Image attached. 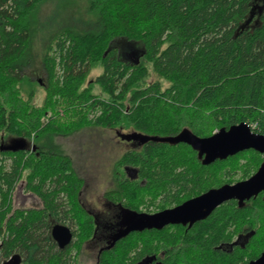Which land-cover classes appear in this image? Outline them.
Here are the masks:
<instances>
[{
    "label": "trees",
    "instance_id": "1",
    "mask_svg": "<svg viewBox=\"0 0 264 264\" xmlns=\"http://www.w3.org/2000/svg\"><path fill=\"white\" fill-rule=\"evenodd\" d=\"M47 1L0 0V264H70L73 249L76 259L95 241L97 216L80 199L85 180L52 146L57 137L89 127L209 137L243 122L264 135V0H87L94 23L52 40L43 84L26 73V53L32 16ZM119 42L140 46L137 56L126 59ZM96 66L102 73L89 82ZM261 161L247 150L204 165L186 143L150 139L117 159L103 198L131 214L154 206L161 190L171 196L164 206L179 204L248 179ZM20 181L41 208L13 207ZM55 224L73 232L65 249L51 236ZM111 225L93 264H248L264 251V193L230 200L191 227L125 230L107 243Z\"/></svg>",
    "mask_w": 264,
    "mask_h": 264
},
{
    "label": "rangeland",
    "instance_id": "2",
    "mask_svg": "<svg viewBox=\"0 0 264 264\" xmlns=\"http://www.w3.org/2000/svg\"><path fill=\"white\" fill-rule=\"evenodd\" d=\"M263 5L264 3L260 1L259 6L262 7ZM94 20V15L87 11V0H48L42 4L32 16L31 44L26 53L30 66L27 67L26 73L35 80H41L44 84L46 80L43 70V55L48 45L58 33L66 29L83 32L92 26ZM118 46L128 60L137 56L140 49L138 45L124 42H119ZM101 73V66L94 67L90 72L88 81H94ZM35 88L36 95L33 103L42 105L45 92L41 87ZM94 90L99 92V87L96 84H94ZM59 112L62 116L63 111L59 110ZM48 114L50 117L53 116L51 111H48L46 115ZM44 140V136H40L37 142ZM52 146L69 155L76 173L84 178L85 184L81 191V203L97 216L100 227L95 241L87 242L76 259V250L71 251L69 262L70 264H74V261L77 264H93L97 258L100 245L103 243L102 238L105 234L103 227L106 225V230H108L109 225L107 224L110 223L109 207L105 203L103 194L112 186L111 178L115 162L132 145L122 141L114 130L89 127L70 136L57 137ZM235 178H240V174L236 175ZM12 202L14 208L42 207V201L38 196L25 191L23 181L17 183L13 191Z\"/></svg>",
    "mask_w": 264,
    "mask_h": 264
},
{
    "label": "water",
    "instance_id": "3",
    "mask_svg": "<svg viewBox=\"0 0 264 264\" xmlns=\"http://www.w3.org/2000/svg\"><path fill=\"white\" fill-rule=\"evenodd\" d=\"M127 139H137L142 142L150 139L169 141L170 143H186L198 153L204 165L224 160L240 152L255 150L264 155V135L255 133L247 123L222 128L209 137H199L184 130L175 137H147L136 133ZM2 147V145H0ZM9 148V147H8ZM264 191V161L259 169L248 179L233 184H224L211 188L204 193L188 199L176 207L165 209L155 214L134 213L126 228V233L134 229L156 228L163 229L168 225H193L207 218L217 207L230 201L237 200L239 204L249 201ZM51 236L60 249L67 248L73 241L74 235L70 227L55 224ZM248 264H264V251Z\"/></svg>",
    "mask_w": 264,
    "mask_h": 264
},
{
    "label": "flooded vegetation",
    "instance_id": "4",
    "mask_svg": "<svg viewBox=\"0 0 264 264\" xmlns=\"http://www.w3.org/2000/svg\"><path fill=\"white\" fill-rule=\"evenodd\" d=\"M113 130L115 131L116 135L119 136L122 139V141L124 140L128 144L132 145L126 151L131 150V149H135V148H137V146H139V144L144 143V142H142L140 140H137V139H127L126 138V136L129 137V136H135L136 135V132L133 131V130H122V129H113ZM124 131H127V132L125 133ZM145 142H147V141H145ZM261 156H262V161H261L259 167L261 166V164L264 161V155L261 154ZM259 167H258V169H259ZM122 170L125 172V175H127L129 177H134L137 174L136 170L130 169L127 165L123 166ZM111 182H112V186H111V188H112L114 186L113 175H112V178H111ZM262 193H264V191L261 192L260 194H262ZM193 197H196V196H193ZM193 197L187 198V199L183 200L181 203H183L184 201H186L188 199H191ZM170 198H171L170 195L164 193L161 190L159 192V194L156 196L155 205L151 206L149 209L142 208L139 212L140 213H145V214H155V213L161 212V211H163L165 209H170V208L176 207L177 205L181 204V203H179V204H173V205L164 206L165 202H167ZM105 203L109 207V211H108L109 214L108 215H109V222L110 223H108V224L109 225H111V224L113 225V226L111 225V229H110L111 232L108 233L107 236L106 235L104 236V238H106L105 241L107 243H109L110 241L113 240L112 238L117 237L119 234H121L123 231L126 230L127 226L129 225V222L131 221V215L132 214L130 212H127L124 209H122L119 206L118 203H111V202H107V201ZM114 225H118L120 227H117V226L114 227ZM178 225H182V224H178ZM183 226L191 227L192 225L189 226V224H187V225H183ZM103 247L99 248L98 253L101 251V249ZM156 260L160 261L158 258ZM146 264H151V263L147 262Z\"/></svg>",
    "mask_w": 264,
    "mask_h": 264
},
{
    "label": "built area",
    "instance_id": "5",
    "mask_svg": "<svg viewBox=\"0 0 264 264\" xmlns=\"http://www.w3.org/2000/svg\"><path fill=\"white\" fill-rule=\"evenodd\" d=\"M45 118H46V119H49V118H50V114L46 115ZM44 120H45V119H44ZM255 127H256L255 124H252V125H251V129H252V130H253Z\"/></svg>",
    "mask_w": 264,
    "mask_h": 264
},
{
    "label": "bare ground",
    "instance_id": "6",
    "mask_svg": "<svg viewBox=\"0 0 264 264\" xmlns=\"http://www.w3.org/2000/svg\"><path fill=\"white\" fill-rule=\"evenodd\" d=\"M250 126V125H249ZM251 128V127H250ZM252 130V129H251ZM253 131V130H252ZM254 132V131H253Z\"/></svg>",
    "mask_w": 264,
    "mask_h": 264
}]
</instances>
